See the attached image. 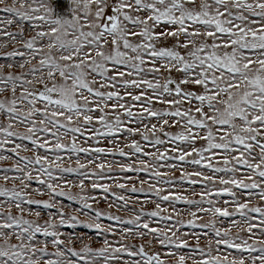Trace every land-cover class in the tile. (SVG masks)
<instances>
[{
	"label": "snow or ice",
	"instance_id": "6c2138e0",
	"mask_svg": "<svg viewBox=\"0 0 264 264\" xmlns=\"http://www.w3.org/2000/svg\"><path fill=\"white\" fill-rule=\"evenodd\" d=\"M0 4V36L24 49L0 58V161L15 159L0 168V264H264V0ZM137 193L155 199L135 211ZM77 226L102 246L65 238ZM186 227L213 235L193 245Z\"/></svg>",
	"mask_w": 264,
	"mask_h": 264
},
{
	"label": "rangeland",
	"instance_id": "374dc122",
	"mask_svg": "<svg viewBox=\"0 0 264 264\" xmlns=\"http://www.w3.org/2000/svg\"><path fill=\"white\" fill-rule=\"evenodd\" d=\"M6 3H11V0H6ZM56 4H57V8H58V11H61V12H64L65 9H66V4H65V0H56ZM5 5L4 4H0V8L4 7ZM0 16H3V17H8V14L6 13H0ZM10 18V17H8ZM0 27H5L4 25H0ZM25 28L27 30V25H25ZM6 30L8 31H12V32H17L18 31V28L16 26V24L14 23L13 25L11 26H8L6 28ZM8 42V38L7 37H4V36H0V43H7ZM15 49H19L21 51H24V49L22 48V45L19 44V43H7V46L4 47V48H0V58L4 57V55L8 52H11ZM21 58L17 57L15 58V61H18L20 60ZM15 61H12V62H15ZM7 61H4L3 59H0V63H6ZM4 72L5 74H7L8 72H12V73H15V74H19L20 73V69L18 67H13V68H5L4 69ZM174 75H176L174 73ZM188 87H191V86H188ZM0 99H3L2 96H0ZM21 131H23V129H21ZM170 131H175V129H170ZM22 155H27V156H32L33 154L32 153H22ZM117 159H122V158H119L117 157ZM15 163V159H11V160H7V161H0V168H9V167H12V165ZM128 175H134V174H128ZM143 175V174H141ZM175 176L178 177L179 176V173H175ZM66 179L68 180H71V181H78L80 178L75 176V175H71V176H66L65 177ZM102 182H106V183H109V184H112V181H102ZM86 183H89V182H86ZM132 183H136L137 184V187H139V183L138 181L136 180H133V181H129V184H132ZM4 184V181L0 180V185H3ZM6 186L8 187H11V183L7 184ZM37 187H40L42 188L43 186H40V185H37L35 183H33V188H37ZM197 188H199L200 186H196ZM144 188L147 189V184L144 185ZM184 188L186 189H189L190 191V187L188 185H184ZM90 190V188H89ZM113 191H116V192H120L121 190L120 189H116L115 187H113ZM72 192L75 194V193H78L79 192V189L78 188H72ZM95 195H97L98 197L102 196L103 194L100 193L98 190L96 193H94ZM129 195H133V203L131 204V207L135 210V211H139L140 209V205H141V202H146L148 200H151V199H155V197L151 196L150 194H141V193H137V194H129ZM34 199H40V200H46L48 199L47 196H33ZM109 201H112V198L109 197ZM114 202V201H113ZM122 203V202H121ZM63 204L65 205V212L67 215H71V214H75L73 212V209L78 207V205L74 204L73 202L71 201H63ZM34 210H40V209H36V206H32ZM94 207L101 210V211H104V212H111L112 214H115V215H120L123 219H128L131 217L132 213L129 212V211H126V210H121V211H117L116 208H109V202H106L104 201L103 199L100 200L99 203L97 204H94ZM177 207L180 209V210H186L188 208V206L186 205H177ZM205 207H207V205H205ZM154 209V204L152 203H145V206H144V210L145 211H151ZM42 211V220L41 222H43V219H47L48 216H47V213L49 210H41ZM52 212H55L56 209H52L51 210ZM204 216V219L203 220H200L198 221V223H205L207 222L210 217L207 215V214H201ZM26 218H29V219H36L35 216H32V217H26ZM182 220L185 221V223L191 218L187 215H182L180 217ZM80 219L82 221H85L87 222V217L85 216H80ZM102 223L107 226L108 224H112L113 227L119 231L120 228L122 227H133L132 225H117L115 222L113 221H107V220H104L102 221ZM171 223V222H169ZM225 223H230V220L228 221H225ZM153 226H156L155 224H153ZM161 227L163 226L162 224L160 225ZM218 226H220L218 224ZM64 233H65V238H68L69 235H72L74 237L76 236H84V243H87V244H90L93 248H99L102 246V241H103V237L102 236H99L97 235L95 232L89 230V229H86V228H81L79 226H77L76 228H63L61 229ZM183 232H188L189 233V237H187V239H189V242L193 245L196 244V240L194 239V234H199L201 235V239L199 241V245L200 247H205L206 246V243H207V240L209 238L212 237V232L210 231V229H201V228H197V229H191V228H183L182 229ZM109 239H114L113 237H108ZM115 239H118V237H116ZM14 242V241H13ZM128 244H137L139 245L140 243H144L146 242V239L144 241L140 240V239H136V240H133V239H129L128 241H126ZM75 247H77V249H79L82 244L79 242V240H77L74 244ZM51 247L49 248V251H51ZM150 251H160V246L159 245H156L155 248L153 249H149ZM187 251V250H185ZM222 251H224L225 254H227L228 251H233V250H224L222 249ZM233 254L235 255L236 253L233 251ZM167 264H176V261L174 259H170V260H167ZM189 264H191V261H189Z\"/></svg>",
	"mask_w": 264,
	"mask_h": 264
}]
</instances>
